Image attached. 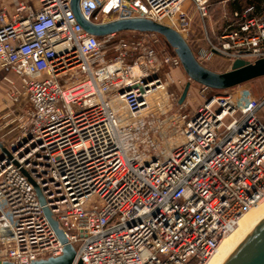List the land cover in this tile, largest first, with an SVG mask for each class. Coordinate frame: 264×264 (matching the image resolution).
I'll list each match as a JSON object with an SVG mask.
<instances>
[{
    "label": "built area",
    "instance_id": "2783aa9c",
    "mask_svg": "<svg viewBox=\"0 0 264 264\" xmlns=\"http://www.w3.org/2000/svg\"><path fill=\"white\" fill-rule=\"evenodd\" d=\"M70 1L35 0L36 10L17 2L11 15L0 9V74L22 109L0 159V263L62 254L47 209L74 264H206L264 200V97L243 85L201 87L212 94L188 110L170 88L178 58H156L159 36L96 38L77 24ZM209 1L79 0V10L96 24L165 25L201 66L214 56L230 66L264 59V6L232 12L210 38ZM194 14L202 34L192 40ZM149 142L148 152L128 155Z\"/></svg>",
    "mask_w": 264,
    "mask_h": 264
},
{
    "label": "water",
    "instance_id": "95a60500",
    "mask_svg": "<svg viewBox=\"0 0 264 264\" xmlns=\"http://www.w3.org/2000/svg\"><path fill=\"white\" fill-rule=\"evenodd\" d=\"M70 9L77 24L83 31L99 39L110 34L123 32L154 34L161 37L178 58L181 68L188 79L179 96V104L185 101L191 83L209 90L223 91L264 77V59H259L252 63L236 60L226 72L216 73L201 66L196 61L186 41L175 30L165 25L143 18L115 20L96 24L85 20L81 16L79 0H71ZM0 153V159L8 156L5 147L1 143ZM36 192L42 205L44 203L43 198L37 189ZM43 212L58 240L63 245L62 254L56 258L38 260L30 264H74L75 252L73 248L67 244L51 213L47 209H44ZM0 264L10 263L3 262ZM75 264L84 263L79 259ZM219 264H264V211L252 221L225 259Z\"/></svg>",
    "mask_w": 264,
    "mask_h": 264
},
{
    "label": "rangeland",
    "instance_id": "374dc122",
    "mask_svg": "<svg viewBox=\"0 0 264 264\" xmlns=\"http://www.w3.org/2000/svg\"><path fill=\"white\" fill-rule=\"evenodd\" d=\"M211 1L219 2V4L213 8L212 14L210 17V22L214 27L213 28L214 31L217 30V33H219L223 29V27L226 24H228V22L231 20L232 13L230 14V11H229V2L231 0H211ZM188 5H189V2H187V6ZM197 27L199 28V26ZM198 33L199 34L197 35V38L201 36L202 34L201 30ZM122 36H125V35H122ZM129 36L133 38V35L129 34ZM145 46L147 47V45ZM155 48L157 51L156 58L159 61L162 59L163 55H166L171 52L167 48L166 42L161 37H159V43L157 46H155ZM109 56H110V53H107V57L105 60H108ZM229 65L230 64L227 60L220 58L218 56H214L211 58V60L203 62V66L205 68H207L210 71L216 72V73L226 72L230 68ZM166 70L167 69H165V71ZM175 70L170 71L171 72L170 74L172 78L175 77L176 84H172L170 88L174 92H177V94L180 96L185 84L188 82V79L181 69L176 70V71H180V75L178 77L177 75L173 76L172 73ZM9 78H11L13 82L15 81L14 78L12 77H9ZM14 84L15 86H18L16 82H14ZM242 85L246 88H249L253 92L256 98L264 97V77L252 80ZM10 88L11 86L6 81L3 80V75L0 74V143L3 145V147L6 146V144L9 143L15 137L18 131L16 127L19 126V122H17L20 117L19 113H22L21 107L18 106L16 103H13L7 97ZM211 94L212 93L208 91L205 95H203L201 93V86L191 83L186 99L184 101V103L186 104V109L190 110V109L198 107ZM258 117L264 120V106H262L259 109ZM163 138L164 137L157 135L155 136L154 142H161L163 141ZM154 142L143 143L139 145L135 151L128 153V155L135 154V153L144 154L148 152L149 147Z\"/></svg>",
    "mask_w": 264,
    "mask_h": 264
},
{
    "label": "bare ground",
    "instance_id": "6f19581e",
    "mask_svg": "<svg viewBox=\"0 0 264 264\" xmlns=\"http://www.w3.org/2000/svg\"><path fill=\"white\" fill-rule=\"evenodd\" d=\"M264 211V200L256 207L244 213L238 220L236 227L231 233L226 235L218 244L214 254L206 262V264H219L228 255L232 247L235 245L240 236L252 223V221Z\"/></svg>",
    "mask_w": 264,
    "mask_h": 264
},
{
    "label": "crops",
    "instance_id": "0c3cea01",
    "mask_svg": "<svg viewBox=\"0 0 264 264\" xmlns=\"http://www.w3.org/2000/svg\"><path fill=\"white\" fill-rule=\"evenodd\" d=\"M17 2L18 3H24L28 6H30V8L32 10L37 9V5H36L35 0H0V9L4 8L6 10L7 14L11 15L13 13V9H12L13 5ZM184 8L190 9V4L187 6V2H186L184 4ZM192 22L193 23H192L191 30H190V39L194 40V39H198L197 35L199 34L198 32H200V27L199 28L197 27V26H199V21H198L197 16L195 14L193 15ZM206 27H207V32H208V35L210 36V38H212L215 34H217V30L214 31V29H213L214 27L210 22V16H209V21L206 22ZM199 37H201V36H199ZM176 70H179V69H176ZM176 70L172 74H173V76L177 75V77H178L180 75V71H176ZM174 79H175V77H174ZM0 155H1V153H0Z\"/></svg>",
    "mask_w": 264,
    "mask_h": 264
},
{
    "label": "trees",
    "instance_id": "16d2710c",
    "mask_svg": "<svg viewBox=\"0 0 264 264\" xmlns=\"http://www.w3.org/2000/svg\"><path fill=\"white\" fill-rule=\"evenodd\" d=\"M219 2L218 1H209L208 3V8H207V11H208V15L211 17V14H212V10L213 8L218 5ZM249 6H253L255 7L257 10L261 9L263 6H264V0H231L229 2V11H230V14L232 12H241L242 10H244L246 7H249ZM125 33V38L128 39V40H131L132 38L129 36V32H124ZM128 35V36H127ZM114 46L113 43L111 44H108V45H105L104 46V49L106 50H111L112 47ZM167 48L172 51L168 45H167ZM214 91V90H212Z\"/></svg>",
    "mask_w": 264,
    "mask_h": 264
}]
</instances>
